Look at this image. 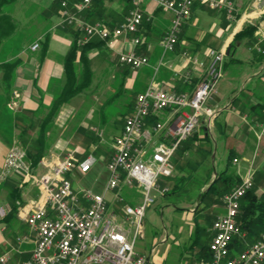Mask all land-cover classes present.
I'll list each match as a JSON object with an SVG mask.
<instances>
[{"label":"crops","instance_id":"crops-1","mask_svg":"<svg viewBox=\"0 0 264 264\" xmlns=\"http://www.w3.org/2000/svg\"><path fill=\"white\" fill-rule=\"evenodd\" d=\"M62 1L66 2L79 20L103 22L110 27L121 23L130 10L127 0H92L83 11L78 9L81 0ZM141 1L140 8L145 22H142L137 33L141 39L140 45H133L131 36L127 35L115 38L110 44L101 42L86 49L85 58L91 70V78L85 89L89 91L85 96L82 92L70 102L62 104L51 121L48 112L55 93L65 83L63 63L73 42L74 28L65 29L62 25L63 17L58 0L5 2L4 12L13 20L12 25H9V34L0 42V65L15 62L16 66L6 80L3 79L0 67V170L9 141L17 133L16 115L20 114L21 126L25 123L28 125L33 112L38 110L37 125L40 128L37 137L42 134L44 149L36 165L30 166L27 160L29 174L15 171L0 181V257H8L1 264H24L22 259L30 258L34 248V235L30 233L25 220L30 211L43 202L38 179L50 173L68 153L79 160L88 156L95 158L87 172L75 169L69 176H89L97 163V173L105 167L98 179L105 180L106 183L107 168L104 161L110 160L113 141L120 135L123 127V121L118 123L114 117L108 116L107 111L118 109V105L124 111L122 114L132 111L135 98L130 107L125 103L115 102L119 96L124 95V91L131 90L137 94L154 81L164 90L191 94L204 78L205 64L210 59L207 52L213 49L225 54L234 33L240 29L239 24L226 20L221 11H215V15L207 14L201 5L196 4L191 16L182 25L175 49L160 60L161 38L170 26L173 14L159 8L155 0ZM201 23L205 25L202 26ZM34 42L39 43L36 50L30 48ZM5 47L9 49L6 50ZM127 51L147 56L149 64L136 70L130 69L117 59L119 53ZM192 58L205 64L199 66ZM78 62L82 68L80 51H77L75 66ZM186 73L188 80H185ZM77 75L79 77L80 73ZM99 91L104 95L100 102L95 101V93ZM242 94L243 89H217L218 100L215 106H211L218 112L207 128L215 139L212 163L219 168L218 171L224 170L231 151L227 175L235 176L237 182L246 177L253 178L258 183L264 182V135L262 137L259 134L264 132V89H250L245 96ZM222 95L226 100L220 105ZM173 118L174 114L169 111L157 116V119L167 122ZM45 125L51 128H43L41 133V127ZM77 132L83 137V145L79 144L82 138L75 137ZM102 134L107 136V144L103 141ZM255 137L263 142L260 144L262 150L259 154L254 152ZM158 141H167L164 131L152 140V144ZM216 142L219 143L218 148ZM69 180L73 186L72 179ZM124 186L127 185H122L121 189ZM258 186L256 195H264V184ZM204 188L203 186L201 189ZM104 196L109 212L119 219L121 215L124 216L123 203L115 196ZM5 216L8 217L7 220L4 219ZM24 235H29V239L22 240ZM9 237H15V242L10 243Z\"/></svg>","mask_w":264,"mask_h":264},{"label":"built area","instance_id":"built-area-1","mask_svg":"<svg viewBox=\"0 0 264 264\" xmlns=\"http://www.w3.org/2000/svg\"><path fill=\"white\" fill-rule=\"evenodd\" d=\"M90 1L82 0L78 8H85ZM130 2L132 9L125 20L114 28L101 22L82 24L79 20L78 26L85 34L83 40L93 36L110 40L111 37L130 35L131 43L139 44L141 39L137 32L143 17L139 8L141 0ZM156 3L173 13L160 43L164 53L174 49L181 25L190 16L194 4L222 9L229 20H233L235 14L230 0H156ZM62 7L61 16L69 23L74 21V15L67 9L65 1ZM262 13L264 0H253L244 21L250 22L251 18H257ZM38 46L36 42L31 49L36 50ZM258 50L264 53V44ZM210 55L212 58L206 78L191 95L163 90L153 82L138 93L134 108L125 117L120 135L113 141V152L106 165L105 191L118 190L122 185L135 182L143 188V202L136 205L124 203V220H120L109 212L105 191L95 192L89 188L75 190L66 176L75 169L87 172L95 158L88 156L79 160L68 153L50 173L38 179L43 202L31 210L25 220L34 235V248L24 264H147L146 257L137 253L134 247L137 236L141 234V219L146 206L153 201L151 191L158 188L159 177L171 174L169 162L172 155L196 129L204 106L217 92L224 53L211 50ZM119 61L136 68L146 65L148 57L127 51L119 54ZM165 110L174 113L170 122L161 119L149 123L152 116L157 117ZM207 112L211 114L210 110ZM163 131L167 141L152 144V140ZM25 159V152L20 147L14 145L9 148L0 170V181L15 171L29 174ZM251 188V178L246 177L223 196L224 212L212 223L208 258L190 264H264V231L238 251H234L231 245L237 233L236 219L241 198ZM167 190L168 187L163 186L159 191ZM117 199L123 200L119 196ZM27 239L29 235L22 237V240ZM7 258V255L0 257V262H5Z\"/></svg>","mask_w":264,"mask_h":264},{"label":"rangeland","instance_id":"rangeland-1","mask_svg":"<svg viewBox=\"0 0 264 264\" xmlns=\"http://www.w3.org/2000/svg\"><path fill=\"white\" fill-rule=\"evenodd\" d=\"M230 1L234 5V9H235V11H234L235 14H234L233 20H229L227 18L225 11H221L222 9L218 10V9L209 8V7L201 5L199 3H196V4L201 5L200 7L203 10H205V12L207 14L215 15V11H219V12L221 11L224 14L223 17L226 18V20L234 23L235 25L239 24L240 29L244 24L255 25L256 26V34L259 37L257 43L255 44V49L257 48V50H258L259 48H262V42H264V40H263V38H264V13H262L257 18H251L250 22L244 21V19L246 18L245 13H247V12L249 13V11L251 9V3L253 0L252 1H250V0H230ZM81 2H82V0L80 1V3ZM155 3H156V0H155ZM235 3H237V4H235ZM89 4L85 8H81V9L78 8V9L80 11H83L89 6ZM156 5L159 8L163 9L157 3H156ZM132 7H133V5L131 3V5L129 7L130 10L132 9ZM139 8H140V5H139ZM67 9L69 10V12L71 14L74 15L75 20L72 21L71 23H69L63 18L62 19V25L64 26L65 29L68 27H73L74 30H72V33L74 31H79V38L78 39L80 41V45H83L86 42L96 43L99 40L110 44L115 38H117V37H115V38L111 37L110 40H107V39H101L97 36H93L91 38L83 40L85 37V34H84L83 30L78 26L79 19L70 10L68 5H67ZM6 10L8 11L9 8H6ZM62 10H63V7L61 6V11ZM140 10H141V8H140ZM163 10H165V9H163ZM192 10H193V8H192ZM192 10H191V13H192ZM141 12H142V10H141ZM127 15H126V17H127ZM142 16H143V13H142ZM190 16H191V14H190ZM188 18H186L185 20H187ZM80 21H82V20H80ZM184 21H183V23H184ZM142 22L143 23L145 22V19H143V17H142ZM81 23L82 24H85V23L92 24V23L85 22V21H82ZM101 23H103V22H101ZM183 23H182V25H183ZM104 24L109 28H114L119 23L115 26H112V27H110L106 23H104ZM141 25H142V23H141ZM182 25H181L180 31L178 33V36H177V41H176L175 47H176L178 39H179V35H180L181 29H182ZM201 25L203 26V25H205V23H201ZM140 27H139V29H140ZM206 28L208 29V27H206ZM163 36H162V38H163ZM73 38H74V35H73ZM162 38H161V40H162ZM34 43H36V42H34ZM140 43L137 44V46H139ZM234 43H236L237 45H235V47L233 48V57L240 59V61L239 62H236V61L230 62L229 58H227V57L225 58V61H224V58H223L222 75L217 82V89L218 88L223 89V90L243 89L242 96H245L250 91V89H264V82H263V79H264V62L258 63V62L252 61V58H253L252 50H253V48H250L248 45H246L244 43H240V42H234ZM38 45H39V43H38ZM175 47H174V49H175ZM5 48H6V50L9 49V47H5ZM18 49H19V47H17V50ZM211 50L214 52H218V51H215L213 49H210L207 52L208 57H210V59H209L208 63H206V64L199 59L196 60V59L192 58V61L194 60L193 62H196V64H199V66H203L205 64V71L203 74V76H204L203 80H205V78H206V70H207L208 65H209L211 58H212L210 55ZM172 51H169V52H172ZM169 52H167V53H169ZM226 52H225L224 56L226 55ZM259 52H261V51H259ZM121 53H124V52H121ZM167 53H164L162 51V47H161V58H160V60H162L163 57ZM261 53H263V52H261ZM119 54L117 56L118 61H119ZM120 63H122V62H120ZM79 64L80 63L78 62L75 66V71L77 74H79L81 72V64L80 65ZM122 64H124L125 66L129 67L132 70H136V69H139V68L145 66V65H142V66H139L136 68H132L131 66H129L125 63H122ZM148 64H149V59H148V63L146 65H148ZM156 70L157 69H155L154 72H156ZM185 80H188V74L187 73L185 75ZM151 82L156 83L154 81H151ZM201 82H200V84H201ZM158 87H159V85H158ZM197 87H196V89H197ZM145 88H144V90H145ZM87 91H89V89L88 90L84 89L82 91L84 96H85V94H87ZM166 91H168V90H166ZM100 92L101 91H99L98 93H95V96L97 98V100L95 99V101L100 102L101 100L104 99V95L101 94ZM114 92H115V90H114ZM124 92H125L124 95L119 96L118 97L119 99H116L115 102L125 103L126 106L130 107V105L133 101V98L136 99V96L138 93L136 94L135 92H132L131 90H127ZM169 92H172V91H169ZM222 92H224V91H222ZM173 93H186V92H173ZM216 93H214V94L216 95ZM186 94H189V93H186ZM191 94H189V95H191ZM73 98H74V96L72 98H70L67 101V103L70 102V100H72ZM135 99H134V103H135ZM225 100H226V97L224 95H222V101H221L220 105H222L225 102ZM212 105L215 106V104H212ZM59 108H60V106H59ZM59 108L56 110V112L53 114V116L51 117V119L49 121H51L52 118L57 114ZM117 108L118 109H116V108L111 109L110 111H107V113H108V116L114 117L116 119V121H118V123L121 124L122 120L124 119V116L127 114V112L122 114V112H124V111H122L123 109L121 108V106L118 105ZM133 108H134V105H133ZM185 109L190 111L189 107H186ZM206 109L210 110L211 114H208ZM165 111H169V110H165ZM169 112H171V111H169ZM217 112H218V110L213 108V106H211V103L208 100V104L204 106L202 113L199 117V124L196 127V129L193 131V132H195V134H194L195 136H200V135H203V133H207V132H209V134H210V130L207 129V132H205L204 128H205V126L207 128H209V125H210L211 121L214 119ZM19 115H16L17 117L15 118V129H16L18 134L16 133L15 137L9 141L8 150L12 146L16 145V146L20 147L25 152V148H24L23 143L21 142V139L19 137L22 133V130L25 129L24 133H22L23 139H26V141H29L31 143L32 142L35 143V138L37 137V133H38V130L40 128V126L37 125L38 110L33 112L32 118L30 119L31 121L28 125L25 123L23 126H21L22 120L20 121ZM201 118L204 119L205 125L200 124ZM157 120H159V119H157ZM151 123H153V122H151ZM120 124H118V125H120ZM41 128H42L41 129L42 130L41 133H42L43 128H45V130H46V129H50L51 127L45 125ZM258 130L260 131L261 128H258ZM99 131H101V130H99ZM99 133H101V132H99ZM192 133H191V135H192ZM263 133L261 132L259 134H262L261 136L263 137V135H264ZM40 135H42V134H40ZM79 135L80 134L78 132L75 133V137L82 138V141L79 144L83 145V137H81ZM191 135H189V136H191ZM101 136L104 138L103 141L107 144V141H106L107 136H104V134H102ZM195 136H192V137H195ZM209 137H210V140L213 142V148H214L215 147V139H214L213 134L211 133L209 135ZM187 138H185L184 140H186ZM217 143L218 142H216V145L218 148L219 143L218 144ZM262 143L263 142H261L256 137L254 138V144L256 147L254 150L255 154H259V152L262 150V147L260 146V144H262ZM182 146H183V144H182ZM192 152L193 151H190L188 149L186 152L187 154H184L183 157H180L179 153H181V148L178 149V151L176 150L171 157V163H172L173 167L176 168V166H177V169L175 170V172L172 173V171H171L172 180L170 179L171 174L169 176L161 175L157 181L158 188L152 189V191H151V196L153 197V201L151 203H149L145 208L144 215L141 219V234L139 236H137V238L135 240V244H134L135 251L146 257L147 264H190L192 262L199 261L198 257L202 254V251H204V250H201L202 249L201 246H202L203 242L206 240V235L210 236L213 233L212 232L213 221L215 220V218L217 216L220 215L219 213L224 212V204H223L222 199H223V196L227 192L224 193L222 196L217 197L216 200L211 202L212 204L210 206H206V204H199L198 203L199 191L197 189L200 186L201 181L203 180V176H202L203 173L202 172L204 170V167L203 166H197L193 162L195 160L191 161L190 159H188L189 156L194 155V154H190ZM25 158H26V152H25ZM197 159H199V158L197 157ZM25 160L27 162V158ZM187 160H190V161L187 162ZM211 161H212V159H211ZM104 162L107 165L108 159ZM96 168H97V163L94 165L93 172L89 176L72 177V176H69L70 173H68L66 176L68 178L70 177L72 179L74 188H76V187H81L83 189L89 188L95 192H104L105 191V188H104L105 187L104 186L105 180L101 181L98 178L100 175L103 174L105 167L99 169L100 172H98V173H97ZM218 170H219V168L216 167L215 163H212L213 174L211 176L210 181L213 180V178L215 176V172ZM251 181H252V187L254 188L255 191L259 187L258 186L259 184L260 185L264 184V182H259V183L255 182L253 178H251ZM174 182H177L176 183L177 187L174 190V192L171 193V191H170L168 195H163L164 192H162V191H161L162 193H160L159 190H161L164 185H168V187H170V189H171ZM238 185H236V186H238ZM204 187H205L204 189H206L208 187V184L204 185ZM204 189H201V191H203ZM143 193H144L143 188L138 186L135 182H133L132 185L124 186L122 189L120 188L118 190L105 191V194L107 196H115L116 198H118V196L122 197L123 200L120 201L118 199L119 202H121L123 204L129 203L131 205H136V204L142 203L143 197H144ZM260 196H264V195H259V197ZM217 214H219V215H217ZM120 220H124L123 215L120 216ZM6 222H8V221H6ZM236 225H237V219H236ZM199 228L203 229L202 233L201 232L199 233L197 231V229H199ZM132 230H133V227H132ZM238 232H239V230L237 229V233ZM2 233L5 235V230H3ZM196 235L197 236L200 235L201 238L198 240V242L196 244H194L193 240L195 239ZM240 236L246 237V235L243 232H241ZM15 240H16L15 237H9V239H8V241L10 243H14ZM245 245H247V244H245ZM233 250H234V248H233ZM234 251H236V250H234ZM1 253H2V245L0 244V254ZM23 260L25 262L26 258L22 259L21 262H23Z\"/></svg>","mask_w":264,"mask_h":264},{"label":"trees","instance_id":"trees-1","mask_svg":"<svg viewBox=\"0 0 264 264\" xmlns=\"http://www.w3.org/2000/svg\"><path fill=\"white\" fill-rule=\"evenodd\" d=\"M128 3L131 5L130 0H127ZM7 2V0H0V42L1 40L9 34V25H12V17L4 12V4ZM62 0H58V3L60 6H62ZM196 4H194L193 8ZM199 5V4H197ZM120 24V23H119ZM79 31H74V38L72 45L68 49L65 58H64V79L65 83L63 87L55 93L54 100L50 106L49 112H48V118L49 120L53 116V114L56 112V110L61 106L62 104L66 103L70 98L73 96L81 93L85 87L87 86L88 82L91 78V70L88 67L87 60L85 58L86 49H88L93 44H99L103 41L99 40L96 43L93 42H86L83 45H80L79 41ZM259 37L256 34V26L252 24H244L240 30H238L234 36L233 39L229 45L228 54L224 56L225 58H229L230 62L236 61L239 62L240 59L233 57V48L235 45H237L234 42H240L248 45L250 48H253V62L263 63L264 62V53H261L255 49V44L257 43ZM264 42H262L263 46ZM77 51H80V61L83 63L80 75L78 77L76 71H75V57L77 54ZM16 64L15 62H4L1 63L0 67L2 70L3 79H8L12 71L14 70ZM127 113L124 116V119L122 120L124 123L125 117L128 115ZM157 117L152 116L149 119V122H156ZM200 124L205 125V121L203 118L200 120ZM205 132H207V127L204 128ZM25 129L22 130V133H24ZM22 133L20 135L21 142L23 143V146L25 148L26 152V158L30 162V166H34L39 161L40 157L42 156V152L44 149V142L42 135H39L35 138L34 142L26 141V139H23ZM195 132L192 133L191 136H189L186 140L181 142L179 147L176 149L181 148V153H179L180 157H183L184 154H187V150L193 151L190 154H194L192 156H189L188 159L195 160L193 161L197 166H203V180L201 181L200 186L198 187V203L199 204H206V206H210L214 200L217 199V197L222 196L224 193L230 191L233 189L236 185H238L240 182L236 181L237 178L232 175H227V168L230 164V154L229 158L227 160V167L222 171H216L215 176L212 181L211 176L213 174L212 172V161H211V155L213 152V142L210 140L209 132L203 133L201 136H195ZM195 136V137H192ZM183 144V146H182ZM199 159H197V157ZM190 160H187L189 162ZM169 165L171 167L172 173L175 172L177 169L173 167L171 163V159L169 162ZM172 174L170 175V177ZM172 180V177L170 178ZM177 182L173 183V186L168 187V185H164L168 187V190L163 193V195H168L171 191L174 192V190L177 187ZM237 183V184H236ZM208 187L201 191L202 186L207 185ZM236 184V185H235ZM5 220L8 219L7 216L4 218ZM237 229L239 232L234 235L232 240V247L234 250L238 251L242 249L245 244L251 243L254 241L258 235L264 231V196H257L255 193L254 188L252 187L250 190H248L244 196L241 198L240 202V209L239 214L237 217ZM197 231L202 233L203 229L199 228ZM241 232H243L246 237L240 236ZM212 234L210 236L206 235V240L203 242L201 246L202 254L198 257V260H206L208 258V244L211 240ZM201 238L200 235H196L195 239L193 240L194 244L198 242V240ZM247 240H246V239ZM243 239V240H242Z\"/></svg>","mask_w":264,"mask_h":264},{"label":"water","instance_id":"water-1","mask_svg":"<svg viewBox=\"0 0 264 264\" xmlns=\"http://www.w3.org/2000/svg\"><path fill=\"white\" fill-rule=\"evenodd\" d=\"M228 54V51L226 52V55ZM216 100H218V97H217V95H215V94H213L212 96H211V98L209 99V102L211 103V104H215V101Z\"/></svg>","mask_w":264,"mask_h":264}]
</instances>
